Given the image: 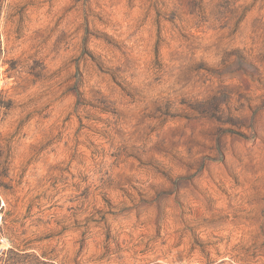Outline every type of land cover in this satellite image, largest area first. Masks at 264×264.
<instances>
[{"label": "rangeland", "instance_id": "rangeland-1", "mask_svg": "<svg viewBox=\"0 0 264 264\" xmlns=\"http://www.w3.org/2000/svg\"><path fill=\"white\" fill-rule=\"evenodd\" d=\"M0 264H264V0H0Z\"/></svg>", "mask_w": 264, "mask_h": 264}, {"label": "built area", "instance_id": "built-area-1", "mask_svg": "<svg viewBox=\"0 0 264 264\" xmlns=\"http://www.w3.org/2000/svg\"><path fill=\"white\" fill-rule=\"evenodd\" d=\"M4 204H5V201L3 200V204H2V206L0 207V231H1V228H2L3 218H4V213H3V211H2V207H3Z\"/></svg>", "mask_w": 264, "mask_h": 264}]
</instances>
